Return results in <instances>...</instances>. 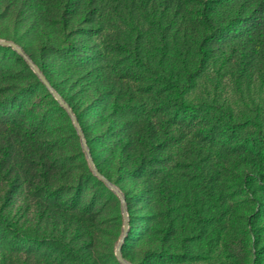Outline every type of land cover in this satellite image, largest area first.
I'll list each match as a JSON object with an SVG mask.
<instances>
[{"label":"rangeland","instance_id":"rangeland-1","mask_svg":"<svg viewBox=\"0 0 264 264\" xmlns=\"http://www.w3.org/2000/svg\"><path fill=\"white\" fill-rule=\"evenodd\" d=\"M95 7L89 18L93 28L87 31V38L119 55H128L134 42L139 41L144 56L157 70L151 71L146 65L132 74L140 72L147 89L144 95L161 98V106L171 71L179 69L191 55L188 45L180 37L173 39L167 47L168 58L160 62L152 20L127 8L121 12L108 0L102 6L98 0ZM22 27L0 14V38L33 49L31 35L19 32ZM7 55L0 49V78L32 77L35 72L31 67L8 62ZM184 95L194 107L191 113L177 118L175 134L169 140L168 163L163 168L158 162L152 168L156 172L163 168L164 184H157V178L152 177L154 194L148 228L141 223L146 222L141 206L144 200L132 199V225L123 246L125 258L133 264H264V183L254 179L244 182L233 171L249 154L264 163V73L239 69L225 58L215 57ZM31 98L44 106L49 104L39 88ZM60 122L64 128L66 123L61 118ZM163 124V135H169V124ZM70 153L66 157L69 166L58 170V176L63 180L75 171L78 182L73 188L69 182L62 188L53 184L48 201L38 178L32 177L34 165L25 174L17 166V156L12 160L0 151V212L19 231L17 235L0 224V264H85L83 253L90 250L82 239L83 229L90 223L86 195L98 187L84 166H76L80 154L74 157ZM136 180L135 175H126L119 180L120 185L115 184L124 194L125 190L133 194ZM159 186L164 189L161 191ZM56 193L61 198L66 194L73 198L56 201ZM170 203L175 205L174 210L169 211ZM105 204L106 215L99 231L103 240L91 256L93 264H120L115 257L123 224L120 200L116 203L107 197ZM53 215L64 219V223H56ZM160 240L164 247L161 258L152 255Z\"/></svg>","mask_w":264,"mask_h":264},{"label":"trees","instance_id":"trees-1","mask_svg":"<svg viewBox=\"0 0 264 264\" xmlns=\"http://www.w3.org/2000/svg\"><path fill=\"white\" fill-rule=\"evenodd\" d=\"M108 1L121 12L127 8L154 22L160 62L168 58L167 47L173 39L180 37L188 45L191 55L179 69L171 71L161 106H158L161 98L144 95L147 89L140 72L132 74L134 69L146 65L151 71L157 70L150 58L144 56L139 41L134 42L128 55H119L101 47L97 40L87 38V31L93 28L89 18L95 13L98 0H0V14L21 23L23 27L19 32L31 35L29 43L33 49L24 50L72 107L98 169L119 185L121 178L135 175V193L125 190L124 195L130 212L133 197L139 202L144 200L140 205L146 222L141 223L148 228L154 194L152 177L157 178V184H164L161 171L171 157L169 140L175 134L177 118L182 113H191L194 107L184 94L195 77L215 57L225 58L239 69L253 68L264 73V0ZM0 49L8 53V62L30 67L11 47L0 46ZM37 88L49 100L48 105L31 98ZM60 118L66 123L64 128ZM163 121L172 130L169 135H163L166 129ZM2 150L12 160L13 156L19 158L17 166L25 174L34 165L32 177L38 178L40 188L45 189L43 197L48 201L53 184L62 188L69 182L71 188L75 187L79 179L77 173L74 171L61 180L58 170L69 166L68 151L74 157L80 154L76 166H84L88 177L98 187L97 191L86 195L90 223L82 235L83 243L90 249L87 254L83 253L82 261L93 264V248L103 240L99 231L106 215L105 199L112 198L116 203L119 199L91 171L70 116L36 73L20 79L11 75L0 78ZM158 162L163 165L160 172L152 169ZM240 164V168L237 166L233 171L244 182L254 179L264 183L263 161L249 154ZM1 175L8 177L3 172ZM159 189L164 188L159 186ZM62 197L55 194L56 201L68 202L73 198L69 194ZM169 205V211L175 209V205ZM53 219L58 224L64 223V219L56 215ZM47 221H50L49 216ZM0 224L19 234L2 212ZM160 241L152 255L161 258L164 247Z\"/></svg>","mask_w":264,"mask_h":264},{"label":"water","instance_id":"water-1","mask_svg":"<svg viewBox=\"0 0 264 264\" xmlns=\"http://www.w3.org/2000/svg\"><path fill=\"white\" fill-rule=\"evenodd\" d=\"M0 45L11 47L25 59V61L29 64V66L33 69V71L38 75L39 79L49 89L53 97L58 101V103L66 110V112L70 116L72 123L77 131V134L79 135L81 147L83 152L85 153L91 171L96 177H98L101 181H103L105 185L108 187V189L113 191L120 200L123 224H122L121 235L115 248V257L120 264H133L132 262L127 260L123 255V246L125 244L130 229V215H129L125 195L123 191L115 183H112V181L109 178H107L96 166L89 145L86 141V137L83 132V129L72 107L63 98V96L59 93V91H57L51 85V83L49 82L45 74L42 72L40 67L37 65V63H35V61L30 57V55L24 50V48L21 45L7 38H0Z\"/></svg>","mask_w":264,"mask_h":264}]
</instances>
